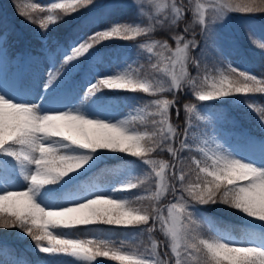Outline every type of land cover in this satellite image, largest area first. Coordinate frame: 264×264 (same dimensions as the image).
Instances as JSON below:
<instances>
[{
  "label": "rangeland",
  "instance_id": "1",
  "mask_svg": "<svg viewBox=\"0 0 264 264\" xmlns=\"http://www.w3.org/2000/svg\"><path fill=\"white\" fill-rule=\"evenodd\" d=\"M20 1L35 11L40 42L12 53L0 23V208L16 205L42 227L32 244L26 230L1 235L0 264H168L147 204L169 191L163 150L174 140L194 151L175 146L185 163L170 172L182 181L188 167L200 179L178 182L165 210L172 264H199L205 238L222 255L246 250L264 263L262 223L237 230L203 206L214 177L264 220V72L249 63L263 23L233 0H89L52 44L47 7L72 0ZM168 27L172 41L157 34ZM178 90L182 133L169 114L179 109L168 91ZM96 201L106 211L128 201L122 222H52Z\"/></svg>",
  "mask_w": 264,
  "mask_h": 264
},
{
  "label": "trees",
  "instance_id": "2",
  "mask_svg": "<svg viewBox=\"0 0 264 264\" xmlns=\"http://www.w3.org/2000/svg\"><path fill=\"white\" fill-rule=\"evenodd\" d=\"M5 13L0 11V23L5 24L9 31L8 43L12 53L23 48L26 44L35 46L39 43L40 38L35 32L38 22L36 20L35 11L31 10L20 0H1ZM238 5L237 8L241 9L245 15H248L255 21L263 23L264 28V0H233ZM89 4V0H72L69 4L58 5L52 4L47 7L46 21L43 23L47 29V37L51 43H55L57 40L64 39L67 34H70L72 22L77 17H80L82 12L85 11ZM181 27V26H180ZM179 30V28H178ZM172 29L163 28L159 30V34L166 35L172 39ZM264 32V31H263ZM189 35V33H186ZM264 37V33L262 34ZM250 63L257 69L263 71L264 69V40L261 45L250 53ZM175 96L181 97L177 100L179 112L176 113L175 106L171 103L170 114L171 118L177 122V124L183 128L187 121V108L185 106L184 98L180 91ZM176 144V142H175ZM182 153L186 154L191 152L192 149L182 148ZM168 154V153H167ZM169 157L172 159L173 154L169 153ZM180 162V161H178ZM186 179L193 178L191 171L187 169ZM176 175H170L171 180H175L173 177ZM206 194L210 195L206 200L205 206L217 219L225 220L229 223L236 225L243 220H256L255 215L249 208L243 206L241 199L236 196V193L229 190V186L219 180H213L206 184ZM227 187V190H225ZM97 214L93 213V210L87 212L84 216L71 217L63 219L61 224H81L83 217H92L100 221H112L122 222L120 206H116L114 210L109 213L106 210H100L99 205L96 204ZM29 213H20L17 207L9 209H0V233L13 234L16 230H26L28 237L31 236L30 229L36 231L38 226L29 222ZM85 221V220H84ZM38 231V230H37ZM158 235L164 236L161 227L157 228ZM201 254H198L200 263L209 264H256V260L249 254L236 255V258L224 257L216 253L214 250H210L209 246H201ZM170 256H173L172 251L168 248ZM234 260V261H233Z\"/></svg>",
  "mask_w": 264,
  "mask_h": 264
}]
</instances>
